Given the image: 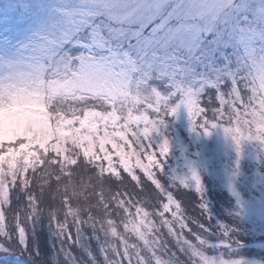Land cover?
<instances>
[{"label": "rangeland", "instance_id": "1", "mask_svg": "<svg viewBox=\"0 0 264 264\" xmlns=\"http://www.w3.org/2000/svg\"><path fill=\"white\" fill-rule=\"evenodd\" d=\"M210 51L217 63L227 58L235 76L247 68L243 77L264 97V0H0V198L9 193L12 176L40 165L44 142L65 151L49 132L54 123L78 136L75 121L83 127L159 108L170 84L190 86L207 71L201 61ZM80 94L113 105L85 107L71 118L50 113L56 98ZM174 121L189 142L178 131L166 136L160 128L155 135L174 146L175 179L194 186L192 172L200 180L206 173L208 186L230 194L233 211L250 226L245 255L211 258L264 264V149L246 142L238 152L223 127L210 135L193 131L183 108ZM68 140L73 149L79 146V139ZM2 225L0 214L3 234Z\"/></svg>", "mask_w": 264, "mask_h": 264}, {"label": "snow or ice", "instance_id": "2", "mask_svg": "<svg viewBox=\"0 0 264 264\" xmlns=\"http://www.w3.org/2000/svg\"><path fill=\"white\" fill-rule=\"evenodd\" d=\"M203 60L207 63H203ZM203 60L201 67L207 71L194 76V83L190 86H183V82L175 87L170 84L166 102L161 103L159 108L153 107L145 114L99 118L83 127L79 121H75L73 127L80 140L75 153L69 154V145L65 144L63 155L58 156L54 152L48 162L60 166L62 170L82 168L83 172L90 173L89 181H95V201L88 205L86 215L73 207L67 197L61 199L60 208L54 203L45 205L35 192L29 191V181L20 186L29 209V223L44 215L41 209L46 206L49 222L56 234H67L69 239L72 236L69 221L77 237L82 235L84 227H88L100 239L98 225L100 232L107 230L113 237L120 232L129 234L133 239L124 240L126 246L123 251L113 253L118 255L120 264H176V253L171 251L168 241L164 239L166 231L178 250L188 258V264H217L209 255L211 244L201 235L211 229L204 224L199 225L198 229L190 227L181 203L161 183L170 145L165 139L160 146H156L152 137L158 134L160 128L166 127L170 119H175L183 108L193 131L200 130L204 135H210L212 129L223 127L225 135L232 138L238 152L246 142H256L264 149V97L251 95L245 98L236 84L227 58L217 63L214 53L210 51ZM225 86L228 87L227 91H224ZM209 88L215 91L214 106L211 98L209 104L204 103L203 94ZM43 164L44 161H40L41 167ZM118 169H122L130 182H134L131 190L124 186L126 182ZM137 170L150 185L142 180ZM191 181L203 200L202 182L194 171ZM115 182H119L120 187L113 190ZM151 186H154V200L137 199ZM178 187L189 190L190 185L187 180H181ZM10 195L11 192L0 198V214L5 216V228L0 240L7 239L9 242L11 235L8 234L6 213L10 207ZM201 207L207 213V205L202 203ZM16 230L19 243L26 249L27 233L24 226L19 224V214ZM185 231L191 239L185 235ZM101 250L108 264H111V257L103 243ZM0 252L7 254L11 249L5 250L0 244ZM219 264L226 262L221 260ZM232 264H243V261L235 260Z\"/></svg>", "mask_w": 264, "mask_h": 264}, {"label": "trees", "instance_id": "3", "mask_svg": "<svg viewBox=\"0 0 264 264\" xmlns=\"http://www.w3.org/2000/svg\"><path fill=\"white\" fill-rule=\"evenodd\" d=\"M234 69V68H233ZM244 70L242 69L240 76H235L233 73L236 84L239 90L244 94L245 98L251 95L260 97L254 86L250 83V80L244 78ZM249 72V71H248ZM238 75V74H237ZM162 85V83H161ZM228 87L225 86L224 91H227ZM162 93H168V89H165L162 85L160 90ZM75 97V96H73ZM62 97L56 98L54 102L48 106L50 113L55 115V119L61 115L71 118L82 114L83 108H97L100 110H106L111 103L104 101L101 98L93 97L90 95L80 94L78 97ZM212 99V105L215 104V91L211 88L207 89L203 94L204 103L209 104V99ZM118 106V105H117ZM119 111L121 107H119ZM53 119V120H55ZM52 120V121H53ZM168 128L171 129L170 133L165 132V129L161 128L160 132L166 136H175L178 134L184 135L185 142H189L183 129L178 127H184L180 123H176L174 119H170L167 122ZM177 127V128H176ZM63 130V131H62ZM66 128H62L58 123H54L52 129L53 139L57 138L61 142L63 147L65 144L69 145V154L75 153L76 149L70 147L68 138L79 139L73 133L69 135L64 132ZM169 134V135H168ZM157 135H154L152 140L156 146H160L162 143L160 139H156ZM39 138V137H38ZM52 140V143L54 141ZM49 140V141H51ZM44 147L40 153L43 166L40 165L36 168H28L24 176H12L14 179L9 186L10 195V207L7 208V228L8 234L11 235V241L7 239L0 240V244L3 245L5 250L11 249V252L5 254L0 252V264H18V261H22L26 264H108V260L105 259V254L102 252V243L105 245L109 256L111 257V264H120L118 255L113 254L115 251H123L124 240H131L133 237L129 234L120 232L117 237H113L107 230L100 232L99 225L97 226V233L100 239L96 238L93 230L84 227L83 233L80 237L76 236L74 229H72L71 221H69V229L72 232L71 239L67 234H56L54 227L49 222L47 216V207L42 206V212L39 219H33L29 223V209L27 207L25 194L20 191L21 184H27L29 181L31 187L29 191L35 192L37 197L40 198L44 204L54 203L57 208L61 207V199L67 197L73 207L80 209V213L86 215L87 207L90 203L95 201V181L90 182L88 176L90 173L83 172L82 168H74L70 171L68 169H61L60 166L49 163V159L52 158V153H56L58 156L63 155V150L55 148H47L44 142ZM174 147V146H173ZM170 147V153L164 161V172L160 177L161 183L166 189H170V193L173 192L174 198L179 201L183 207L185 216L189 219V226L198 229L201 224L207 225L211 231H205L201 233L206 241L211 244L209 249V255L223 254L224 257L237 258L245 255L248 250H244L246 245L252 243L251 235L249 234L250 226L246 222L240 219L239 215L233 211L235 207L234 199L225 191L221 189H215L208 187L201 200V195L195 191V187L190 185L189 190L178 187L179 182L175 179L176 174L171 170L172 164L170 161L175 157V150ZM45 153L48 155L45 156ZM121 172L123 180L126 182L124 186H127L128 190H131L130 178L126 173H123L122 169H118ZM137 174L141 176L142 180L147 185H150L149 181L143 177V174L137 170ZM205 186L208 185L209 177L207 174H201ZM119 182H115L112 185L113 190L120 187ZM44 186L41 189V186ZM14 189V190H13ZM41 191L43 195L41 196ZM139 192V189L136 190ZM55 198V199H53ZM154 200V186L146 188L145 191L137 197V199ZM207 205V213H205L201 205ZM151 208V205H149ZM17 214H19V224H22L26 230V249L21 246L17 237L16 221ZM210 217V219H209ZM1 228V227H0ZM2 228L4 229L5 227ZM227 233V235H225ZM0 235L2 233L0 232ZM185 235L191 239L190 234L185 231ZM121 237L123 239H121ZM164 239L168 241V247L172 252L176 253V264H188V258L181 253L172 238L167 236L165 231ZM238 242V243H233ZM228 244L229 247H221V245ZM249 255H258L254 249H250ZM67 254V255H66ZM93 259V260H92Z\"/></svg>", "mask_w": 264, "mask_h": 264}, {"label": "bare ground", "instance_id": "4", "mask_svg": "<svg viewBox=\"0 0 264 264\" xmlns=\"http://www.w3.org/2000/svg\"><path fill=\"white\" fill-rule=\"evenodd\" d=\"M91 79L93 80V79H98V78H97L96 76H94V77H93V78H91Z\"/></svg>", "mask_w": 264, "mask_h": 264}]
</instances>
